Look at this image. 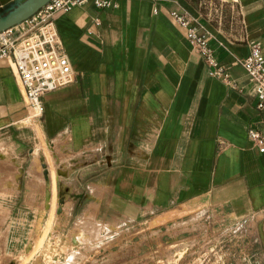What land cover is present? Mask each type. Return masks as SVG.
I'll return each mask as SVG.
<instances>
[{"label":"crops","instance_id":"1","mask_svg":"<svg viewBox=\"0 0 264 264\" xmlns=\"http://www.w3.org/2000/svg\"><path fill=\"white\" fill-rule=\"evenodd\" d=\"M116 1L55 14L75 80L45 93L38 118L0 59V209L50 223L46 238L62 242L87 218L122 225L193 209L252 226L250 264H264V151L248 134L264 135V109L241 63L254 42L264 52V0ZM173 10L202 26L237 87L209 74ZM133 235L111 241L107 258L149 247L147 232Z\"/></svg>","mask_w":264,"mask_h":264},{"label":"rangeland","instance_id":"2","mask_svg":"<svg viewBox=\"0 0 264 264\" xmlns=\"http://www.w3.org/2000/svg\"><path fill=\"white\" fill-rule=\"evenodd\" d=\"M7 218L6 209H0V264H250L257 258L252 226L213 223L193 209L122 225L87 218L82 228H71L80 238L67 237L63 242L55 232L54 239L46 238L50 223L45 225L42 219L36 225L26 217ZM144 232L149 247L143 244L138 256L131 254L130 261L125 254L107 258L111 241L126 242L122 234H134L133 238ZM39 247L43 249L36 254Z\"/></svg>","mask_w":264,"mask_h":264},{"label":"built area","instance_id":"3","mask_svg":"<svg viewBox=\"0 0 264 264\" xmlns=\"http://www.w3.org/2000/svg\"><path fill=\"white\" fill-rule=\"evenodd\" d=\"M89 1L49 0L26 20L0 32V59H8L15 69L28 105L34 110L32 118L43 114L45 93L75 80L74 68L61 45L55 14ZM91 1L97 7L118 5L116 0ZM171 13L186 28L188 40L207 62L209 74L221 77L232 87H237L228 67L216 56L202 26L184 10H173ZM241 63L254 82L258 107L264 109V52L260 42L252 43ZM248 134L264 151V135L257 128H250Z\"/></svg>","mask_w":264,"mask_h":264},{"label":"water","instance_id":"4","mask_svg":"<svg viewBox=\"0 0 264 264\" xmlns=\"http://www.w3.org/2000/svg\"><path fill=\"white\" fill-rule=\"evenodd\" d=\"M48 1L49 0H17L14 5L0 12V32L26 20Z\"/></svg>","mask_w":264,"mask_h":264},{"label":"bare ground","instance_id":"5","mask_svg":"<svg viewBox=\"0 0 264 264\" xmlns=\"http://www.w3.org/2000/svg\"><path fill=\"white\" fill-rule=\"evenodd\" d=\"M38 127V126H37ZM56 204V203H55Z\"/></svg>","mask_w":264,"mask_h":264}]
</instances>
